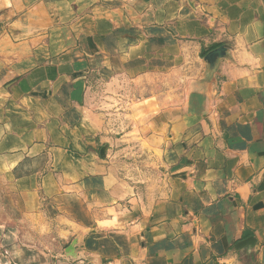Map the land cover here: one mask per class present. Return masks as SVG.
<instances>
[{
    "label": "crops",
    "instance_id": "obj_1",
    "mask_svg": "<svg viewBox=\"0 0 264 264\" xmlns=\"http://www.w3.org/2000/svg\"><path fill=\"white\" fill-rule=\"evenodd\" d=\"M98 73L164 80L142 179ZM0 264H264V0H0Z\"/></svg>",
    "mask_w": 264,
    "mask_h": 264
},
{
    "label": "rangeland",
    "instance_id": "obj_2",
    "mask_svg": "<svg viewBox=\"0 0 264 264\" xmlns=\"http://www.w3.org/2000/svg\"><path fill=\"white\" fill-rule=\"evenodd\" d=\"M163 81V82H162ZM179 84V85H178ZM146 88L154 87V91L145 90L141 92L130 83H124L116 77L95 74L92 78L90 90L87 97V106L95 113L104 115L106 127L108 128V148L111 151H120V160L124 166V171L130 179H138L144 176L150 165L155 164V158L147 149L142 148V140L133 138V116L141 113L143 116L147 111L153 114L159 113L157 107L147 109L138 107L144 98H158L163 95L166 88L164 80H157L156 84H146ZM163 88V90H162ZM168 88V87H167ZM173 92L181 93L182 82L173 79L171 85ZM152 90V89H151ZM154 100V99H153ZM136 117V116H135ZM146 170V171H145Z\"/></svg>",
    "mask_w": 264,
    "mask_h": 264
},
{
    "label": "water",
    "instance_id": "obj_3",
    "mask_svg": "<svg viewBox=\"0 0 264 264\" xmlns=\"http://www.w3.org/2000/svg\"><path fill=\"white\" fill-rule=\"evenodd\" d=\"M226 54V48L220 47L219 49L209 53L206 57V61L209 64V70L214 71L218 65L219 60H221Z\"/></svg>",
    "mask_w": 264,
    "mask_h": 264
}]
</instances>
